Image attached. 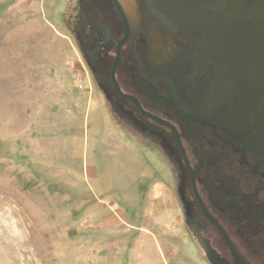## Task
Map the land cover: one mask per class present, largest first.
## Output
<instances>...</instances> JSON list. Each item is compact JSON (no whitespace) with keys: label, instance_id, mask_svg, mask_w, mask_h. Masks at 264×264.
Wrapping results in <instances>:
<instances>
[{"label":"rangeland","instance_id":"1","mask_svg":"<svg viewBox=\"0 0 264 264\" xmlns=\"http://www.w3.org/2000/svg\"><path fill=\"white\" fill-rule=\"evenodd\" d=\"M73 6L0 0V264H209L180 226L173 148L95 83Z\"/></svg>","mask_w":264,"mask_h":264},{"label":"flooded vegetation","instance_id":"2","mask_svg":"<svg viewBox=\"0 0 264 264\" xmlns=\"http://www.w3.org/2000/svg\"><path fill=\"white\" fill-rule=\"evenodd\" d=\"M72 1L71 31L95 83L112 91L115 77L139 103L142 111L133 108L137 120L163 138L167 151L173 148L181 228L209 264H264V148L199 119L160 76L193 33L155 24L151 13L147 23L136 24L128 13L132 5L128 9L122 0L128 24L114 0Z\"/></svg>","mask_w":264,"mask_h":264},{"label":"water","instance_id":"3","mask_svg":"<svg viewBox=\"0 0 264 264\" xmlns=\"http://www.w3.org/2000/svg\"><path fill=\"white\" fill-rule=\"evenodd\" d=\"M127 1L132 5L129 17L136 24L147 23L151 13L155 24L193 33L192 43L185 44L175 62L160 71L178 103L191 107L199 119L220 131L264 148V0ZM114 2L121 9L119 0ZM121 13L128 24V15L123 9ZM113 82L112 91L103 92L134 125L139 120L133 108L142 109L121 90L115 77ZM140 118V128L148 131ZM157 142L167 150L163 138ZM177 144L181 149L178 136ZM210 261L215 263L212 257Z\"/></svg>","mask_w":264,"mask_h":264}]
</instances>
